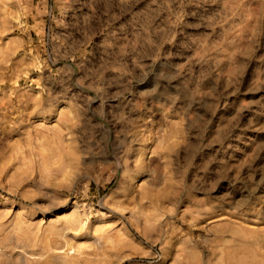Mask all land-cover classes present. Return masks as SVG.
Instances as JSON below:
<instances>
[{
  "label": "rangeland",
  "instance_id": "1",
  "mask_svg": "<svg viewBox=\"0 0 264 264\" xmlns=\"http://www.w3.org/2000/svg\"><path fill=\"white\" fill-rule=\"evenodd\" d=\"M0 264H264V0H0Z\"/></svg>",
  "mask_w": 264,
  "mask_h": 264
},
{
  "label": "bare ground",
  "instance_id": "2",
  "mask_svg": "<svg viewBox=\"0 0 264 264\" xmlns=\"http://www.w3.org/2000/svg\"><path fill=\"white\" fill-rule=\"evenodd\" d=\"M145 152H147V149H146V148H143V154H144Z\"/></svg>",
  "mask_w": 264,
  "mask_h": 264
}]
</instances>
